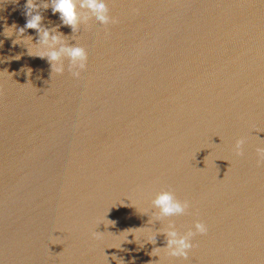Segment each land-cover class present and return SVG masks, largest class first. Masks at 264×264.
I'll return each mask as SVG.
<instances>
[{"label":"water","instance_id":"1","mask_svg":"<svg viewBox=\"0 0 264 264\" xmlns=\"http://www.w3.org/2000/svg\"><path fill=\"white\" fill-rule=\"evenodd\" d=\"M25 4L0 0V264H264V0H107L117 22L75 34L41 8L85 47L78 78L3 35ZM160 190L187 213L152 219ZM195 220L187 261L151 255ZM135 227L156 243L121 242Z\"/></svg>","mask_w":264,"mask_h":264},{"label":"clouds","instance_id":"2","mask_svg":"<svg viewBox=\"0 0 264 264\" xmlns=\"http://www.w3.org/2000/svg\"><path fill=\"white\" fill-rule=\"evenodd\" d=\"M49 7L53 14H59L61 23L69 26L74 34L78 32L81 25H86L90 18L101 25L115 24L117 20L109 15L107 0H47V2H44V0H26L24 11L26 24L24 27L18 28L15 24L4 27L3 35L5 37L10 38L15 35V39L12 40L13 45H27L28 55L41 59L46 58L51 67V74L62 75L65 71L64 60L66 59L68 61L67 70L73 78H78L86 67L87 52L85 47L78 43L69 44L61 38V35L56 34L55 29L49 30L42 27L43 17L40 9H48ZM28 29L35 30L36 35L39 37L36 44L32 43L33 37L31 35H26ZM14 59L18 60L20 56H16ZM30 72L31 70L29 74ZM244 143L245 138L236 140L234 151L237 156L243 154L242 146ZM256 156L257 164L264 163V147L256 148ZM150 203L151 208L155 210L150 215L152 219L158 221L167 217L184 215L190 207L188 200L178 199L172 190L156 192ZM131 206H134L139 214L149 215L147 209L137 208L133 204ZM107 221L109 223L105 224L106 226L115 225V221ZM207 231V224L201 220H195L192 226L184 232L178 231L176 226L169 221L166 227L159 229V233L165 237V246L154 247L151 255L160 259V253H163L166 257L187 261L189 252L194 247L193 237L204 235ZM99 234L101 233L96 232L93 235L97 236ZM156 235V232L145 227L128 228L119 234L122 237L121 242H135L140 246L145 243L154 245ZM129 236L132 237V240L127 239ZM120 245L121 243L118 247L109 248H120ZM112 259H116V257L113 256Z\"/></svg>","mask_w":264,"mask_h":264}]
</instances>
